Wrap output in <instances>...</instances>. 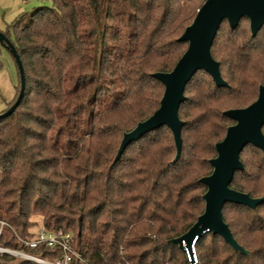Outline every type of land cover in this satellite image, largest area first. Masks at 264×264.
Returning a JSON list of instances; mask_svg holds the SVG:
<instances>
[{"label": "trees", "instance_id": "obj_1", "mask_svg": "<svg viewBox=\"0 0 264 264\" xmlns=\"http://www.w3.org/2000/svg\"><path fill=\"white\" fill-rule=\"evenodd\" d=\"M204 0H51L14 23V45L25 88L15 110L0 117V244L55 261L60 247L36 249L33 216L49 230L70 231L84 262L68 264H188L168 240L203 212L209 160L233 121L224 115L257 97L264 84V24L223 20L211 46L226 86L196 72L178 116L179 158L166 126L128 144L112 165L122 134L159 106L163 85L151 76L170 71L186 49L178 37ZM6 36V34H5ZM7 37V36H6ZM18 71V69H17ZM15 95L3 113L16 99ZM264 133V125L262 127ZM230 186L264 197V153L247 144ZM222 217L248 253L216 234L200 237L199 264H264V201L255 208L226 203ZM15 259H18L15 261ZM0 264H40L0 254Z\"/></svg>", "mask_w": 264, "mask_h": 264}, {"label": "water", "instance_id": "obj_2", "mask_svg": "<svg viewBox=\"0 0 264 264\" xmlns=\"http://www.w3.org/2000/svg\"><path fill=\"white\" fill-rule=\"evenodd\" d=\"M241 18L249 21L251 36L254 37L264 24V0H204L182 34L179 41L187 43L186 49L174 67L166 72H154L153 78L163 85L159 106L146 119L139 121L131 130L122 134L112 166L125 147L140 137L166 126L172 133L176 161L181 153V129L184 122L178 116L181 103L185 100L184 89L190 78L198 71L207 72L217 86H226L219 70V62L211 54V46L217 29L223 20L234 29ZM0 43L11 53L19 73V90L14 102L0 114L5 117L19 105L25 88L22 62L12 42L0 31ZM233 123L226 127L224 137L214 143L216 155L209 162L212 171L198 180L206 186L202 194L204 209L196 220L181 235L168 241L175 244L186 256L188 264H199L194 245L207 233L219 235L234 251L246 255L248 252L235 240L223 220L222 209L226 203H236L255 208L264 197H251L230 186L235 172L243 169L239 159L242 149L251 144L264 153V84L259 85L256 99L242 108H231L224 112Z\"/></svg>", "mask_w": 264, "mask_h": 264}, {"label": "rangeland", "instance_id": "obj_3", "mask_svg": "<svg viewBox=\"0 0 264 264\" xmlns=\"http://www.w3.org/2000/svg\"><path fill=\"white\" fill-rule=\"evenodd\" d=\"M50 5L51 0H0V31L6 34L10 41H13V25L15 20L21 14L29 13L38 6ZM17 82L18 71L14 58L12 57L10 51L0 43V109L5 107L4 97L6 98L8 93L12 91V84ZM31 219L36 221V225L31 230H38L42 225L41 217L33 216ZM0 246L2 245L0 244ZM14 257L16 258L18 256ZM17 260L18 259H15V261Z\"/></svg>", "mask_w": 264, "mask_h": 264}, {"label": "built area", "instance_id": "obj_4", "mask_svg": "<svg viewBox=\"0 0 264 264\" xmlns=\"http://www.w3.org/2000/svg\"><path fill=\"white\" fill-rule=\"evenodd\" d=\"M4 225L7 224L4 221H0V231L2 226ZM71 240L72 239L70 231H65L63 229L49 230L41 225L32 238L22 239L18 237V241L21 245H23V247L29 249H36L37 246L41 244H44L50 248L60 247L62 251L61 258L55 261H49L41 259L39 257H34L21 250L10 249L3 246H0V253L8 254L11 256H18L22 259L33 260L40 264H68L72 259H77L80 263H83V258L73 248Z\"/></svg>", "mask_w": 264, "mask_h": 264}, {"label": "crops", "instance_id": "obj_5", "mask_svg": "<svg viewBox=\"0 0 264 264\" xmlns=\"http://www.w3.org/2000/svg\"><path fill=\"white\" fill-rule=\"evenodd\" d=\"M15 95V87H14V84H12V91H10V93H8V96L5 98L4 97V103H5V107L1 108L0 111H3L7 104L13 99Z\"/></svg>", "mask_w": 264, "mask_h": 264}]
</instances>
